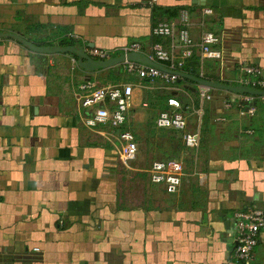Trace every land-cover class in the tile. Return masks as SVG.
<instances>
[{"label": "crops", "instance_id": "0c3cea01", "mask_svg": "<svg viewBox=\"0 0 264 264\" xmlns=\"http://www.w3.org/2000/svg\"><path fill=\"white\" fill-rule=\"evenodd\" d=\"M207 7L212 13L205 15ZM183 8L192 37L212 31L223 51L220 59L202 58L194 48L186 62L191 69L197 60L198 79L240 86L249 64L264 77V0H0V264H239L234 214L264 211V143L257 146L249 127L255 123L264 135V106L242 116V94L213 88V99L201 103L200 83L189 77L142 79L122 63L86 70L75 52L40 51L6 35L38 46L81 47L91 57L93 46L114 57L139 41L146 56L153 43H167L153 26L176 19ZM89 76L101 85L135 86L128 127L137 139L134 117L145 138L137 139L130 168L83 122L89 109L74 93ZM169 97L182 101L186 130H200L198 148L186 146V130L157 127ZM167 130L180 140L175 159L184 166L175 193L146 172L153 160L170 159L157 155L162 138L172 145ZM149 150L150 158L139 157ZM251 264H264V230Z\"/></svg>", "mask_w": 264, "mask_h": 264}, {"label": "built area", "instance_id": "2783aa9c", "mask_svg": "<svg viewBox=\"0 0 264 264\" xmlns=\"http://www.w3.org/2000/svg\"><path fill=\"white\" fill-rule=\"evenodd\" d=\"M212 13L210 7L203 9V14ZM191 17L188 9H181L178 17L172 20H160L152 29L155 36L166 38L167 43L158 41L152 44L150 53L146 56L164 67L180 71L186 60L192 57L194 48L198 47L202 58H218L223 56L222 49L217 46L219 37L212 31H204L200 40H195L190 32ZM144 43L133 41L120 49L121 55L125 56L122 64L127 73H133L142 79H160L166 83H175L180 75L154 66L152 64L127 59V55L134 52L143 53ZM91 55L97 60L111 58L113 53L105 48L93 46L90 48ZM73 69L77 61L72 58ZM246 76L239 77L237 82L240 86L258 90H264V77L259 66L249 65L243 68ZM256 77V78H252ZM135 86L132 82H119L101 85L97 81L88 78L78 84L75 89V97L83 108L89 109V114L83 117L87 127L96 128L97 132L109 142L115 149L120 162L130 168L131 161L137 157L139 150L135 133L128 127L129 112L133 106ZM213 87L199 84V97L201 103L213 99ZM264 96V95H261ZM241 101L250 103L248 107L239 104V113L242 116L254 115L256 106L252 104L254 94H242ZM167 104L170 108L159 111L156 125L159 128H174L186 130L188 122L183 111V103L177 97H169ZM224 107L231 109L233 102L230 99L224 101ZM200 108V107H199ZM202 116V107L197 111ZM216 120H224L218 117ZM100 126V127H99ZM186 146L198 148L200 144V130L183 133ZM184 166L181 160L158 159L153 160L147 167L149 179L153 183L163 184L168 193L179 190ZM236 246L233 257L237 263L251 264L254 258V249L259 241V236L264 230V211L248 208L239 209L234 214ZM39 248L36 247L35 250Z\"/></svg>", "mask_w": 264, "mask_h": 264}, {"label": "water", "instance_id": "95a60500", "mask_svg": "<svg viewBox=\"0 0 264 264\" xmlns=\"http://www.w3.org/2000/svg\"><path fill=\"white\" fill-rule=\"evenodd\" d=\"M6 35H11L16 37L17 39L21 40L24 44L28 45L29 47L36 49V50H40V51H45V52H54V51H62V52H66V51H72L77 53L79 56H81V59L78 61L79 65L86 70H94L96 67H100V68H109L112 66H116L118 64H121L124 59L125 56L124 55H119V56H114L105 60H97L94 59L93 57H91L88 53H86L83 48L81 47H76L73 45H69V46H65V47H61V46H56V47H52V46H38L34 43H32L30 40L26 39L25 37H23L22 35L18 34V33H14V32H9ZM127 59H132V60H136V61H141V62H146L149 64H152L154 66H157L159 68H162L164 70L167 71H171V72H176L180 75V78L182 77H189L191 79H194L195 81H197L200 84H205V85H209L213 88L216 89H225L228 91H232L234 93H238V94H254V95H264V90H256V89H251V88H246L243 86H234V85H228L225 83H219L216 81H212V80H208V79H198L195 78L193 75L188 74L184 71H173L170 70L166 67H164L162 64L148 58L145 55H142L139 52H134V53H130L127 55ZM90 78V76L88 77ZM236 246V244H235Z\"/></svg>", "mask_w": 264, "mask_h": 264}, {"label": "rangeland", "instance_id": "374dc122", "mask_svg": "<svg viewBox=\"0 0 264 264\" xmlns=\"http://www.w3.org/2000/svg\"><path fill=\"white\" fill-rule=\"evenodd\" d=\"M249 65H246V66H249ZM117 74H119V75L124 74V71H123V69H121V67L117 69ZM138 123H139L138 121L134 120V117H131L130 125L134 129V131L136 132L137 139H138L139 143L140 142L142 143L144 141V138H145L144 137L145 136L144 135V128H141L142 126H139ZM175 133H178V131H175ZM157 146H158L157 147L158 148L157 149V155L159 157H163V159L164 158H175L177 156V152H180V151H178L177 145H173V144L169 145L167 142L163 141V138L161 139L160 142H158ZM141 155L150 158L151 151L149 150V153L141 152L139 154V157H141ZM159 157H157V158H159ZM239 264H242V263H239Z\"/></svg>", "mask_w": 264, "mask_h": 264}, {"label": "trees", "instance_id": "16d2710c", "mask_svg": "<svg viewBox=\"0 0 264 264\" xmlns=\"http://www.w3.org/2000/svg\"><path fill=\"white\" fill-rule=\"evenodd\" d=\"M193 56V55H192ZM195 61H197L196 59H193V63L191 64V65H193V66H197L198 65V63H195ZM197 64V65H196ZM195 67L194 68H191V69H188L189 67H188V62H186L185 63V65L180 69V70H183V71H186L187 73H189V74H191V75H193L194 77H196V78H198L199 77V75L197 74V71H196V69H195ZM252 78H256V77H253V76H251ZM184 79H188V80H191V79H189V78H184ZM192 81V80H191ZM233 85H236L237 83H232ZM256 90H258L257 89V87H254ZM255 96V99H254V101L252 102V104L253 105H255L256 106V111L258 110V108H259V106H264V97H262L261 95H254ZM263 101V102H262ZM243 103V106L245 105V107H248L249 105H250V103H245V102H243V101H240V103L239 104H242ZM239 104H238V108H239ZM255 113H257V112H255ZM253 116H255V114L254 115H250V117H253ZM254 122V121H253ZM249 127H251V128H254V134L255 135H257L258 137H259V140H258V144H257V146H259V145H261L262 143H264V135L262 134V133H259V129H258V126L255 124V123H252V125H249ZM165 133V132H164ZM166 135H168L169 137H170V142L173 144V145H176L177 143L180 145V140H178V142H176V141H174L173 139H174V137H175V135H172V133H171V131L170 130H167V132H166Z\"/></svg>", "mask_w": 264, "mask_h": 264}]
</instances>
